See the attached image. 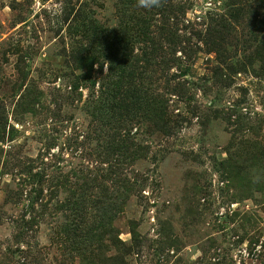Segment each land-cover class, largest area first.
Masks as SVG:
<instances>
[{"label": "rangeland", "instance_id": "obj_1", "mask_svg": "<svg viewBox=\"0 0 264 264\" xmlns=\"http://www.w3.org/2000/svg\"><path fill=\"white\" fill-rule=\"evenodd\" d=\"M0 264H264V0H0Z\"/></svg>", "mask_w": 264, "mask_h": 264}, {"label": "clouds", "instance_id": "obj_2", "mask_svg": "<svg viewBox=\"0 0 264 264\" xmlns=\"http://www.w3.org/2000/svg\"><path fill=\"white\" fill-rule=\"evenodd\" d=\"M167 3V0H136V6L142 9L151 10L161 8Z\"/></svg>", "mask_w": 264, "mask_h": 264}, {"label": "trees", "instance_id": "obj_3", "mask_svg": "<svg viewBox=\"0 0 264 264\" xmlns=\"http://www.w3.org/2000/svg\"><path fill=\"white\" fill-rule=\"evenodd\" d=\"M124 25L126 27L128 25V23L124 24ZM136 27L137 26L135 25V28ZM219 33L220 32H217V34H219ZM172 43H173L172 39L168 40V44H172ZM140 97H141V93L136 95V91L134 93L125 92L123 94V100H127L129 102L128 105H133V106H137V102H139L141 100ZM123 108H126V106H124Z\"/></svg>", "mask_w": 264, "mask_h": 264}]
</instances>
